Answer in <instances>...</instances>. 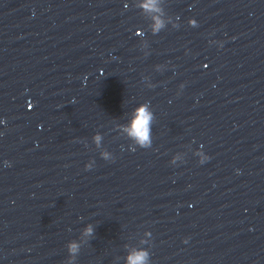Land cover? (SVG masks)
<instances>
[{
	"label": "water",
	"instance_id": "water-1",
	"mask_svg": "<svg viewBox=\"0 0 264 264\" xmlns=\"http://www.w3.org/2000/svg\"><path fill=\"white\" fill-rule=\"evenodd\" d=\"M139 250L264 264V0H0V264Z\"/></svg>",
	"mask_w": 264,
	"mask_h": 264
},
{
	"label": "clouds",
	"instance_id": "clouds-1",
	"mask_svg": "<svg viewBox=\"0 0 264 264\" xmlns=\"http://www.w3.org/2000/svg\"><path fill=\"white\" fill-rule=\"evenodd\" d=\"M194 23V21H192ZM151 120V113L148 110L146 105H139L135 109V114L132 116L129 122V132L134 134L133 138L138 137L141 144L144 141L148 140V131L149 124ZM209 157H204L201 160L203 163V159H208ZM131 259L135 262V264H147V252L144 250H139L131 256Z\"/></svg>",
	"mask_w": 264,
	"mask_h": 264
}]
</instances>
